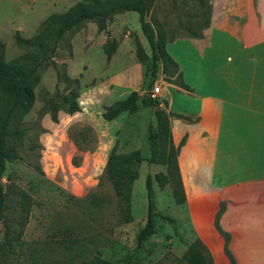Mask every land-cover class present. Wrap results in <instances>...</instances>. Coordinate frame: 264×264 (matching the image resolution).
<instances>
[{"label": "rangeland", "instance_id": "rangeland-1", "mask_svg": "<svg viewBox=\"0 0 264 264\" xmlns=\"http://www.w3.org/2000/svg\"><path fill=\"white\" fill-rule=\"evenodd\" d=\"M80 1L0 0V40L6 60L25 53L16 45L17 33L33 37L50 15L66 12ZM197 4L198 0H155L148 21L168 39L174 33L185 34L187 20L195 18L203 26L208 18L209 0L200 9L193 7ZM130 14L116 16L104 32L95 22L85 23L60 43L54 61L63 76L67 73L69 80H80L81 112L71 115L64 110L60 102L74 87L66 80L59 83L57 70L47 65L39 71L33 109L12 125L11 132L20 130L23 134L12 136L8 143L22 158L7 164L2 180L7 200L0 213V245L7 230L16 236L25 197L34 204L22 245L15 248L6 264H86L95 257L118 264H187L184 255L194 238L179 219L171 184L161 189L155 181L157 233L137 249L138 232L147 221V176L167 173L165 166L147 161L151 155L150 129L157 126V107L141 105L137 113H123L112 122L103 118L104 107L130 94L136 80L141 96L149 95L152 64L143 67L136 57L131 33L142 34V29L139 14ZM111 39L122 46L120 55L108 60L105 50ZM145 49L151 56L148 42ZM121 66H128L131 75H122ZM133 68L138 71L133 73ZM122 77L132 81L126 88L118 86ZM162 79L166 76L160 70L154 87H162ZM50 105L58 107V121L52 119ZM117 139L119 153L138 151L146 159L137 166L140 177L134 186L129 223L121 220L117 194L104 176ZM164 217L175 219L179 235Z\"/></svg>", "mask_w": 264, "mask_h": 264}, {"label": "crops", "instance_id": "crops-1", "mask_svg": "<svg viewBox=\"0 0 264 264\" xmlns=\"http://www.w3.org/2000/svg\"><path fill=\"white\" fill-rule=\"evenodd\" d=\"M210 4L209 27L192 18L185 34L170 36L167 51L178 70L170 82L162 79L159 99L179 147L186 194L179 219L213 264H232L223 233L236 264H264V0ZM130 13L136 12L123 14ZM120 68L131 75L128 66ZM130 82L122 77L118 86Z\"/></svg>", "mask_w": 264, "mask_h": 264}, {"label": "trees", "instance_id": "trees-1", "mask_svg": "<svg viewBox=\"0 0 264 264\" xmlns=\"http://www.w3.org/2000/svg\"><path fill=\"white\" fill-rule=\"evenodd\" d=\"M154 2L155 0H82L66 12L50 15L33 37L24 38L20 33H17L16 45L19 49L25 50V53L11 61L6 60L5 45L0 40V213L4 210L7 200L2 182L6 166L8 163L22 158L16 148L8 143L9 138L12 136L23 134L20 130L11 132L12 125L21 122L33 109L34 102H36L35 90L39 83L40 69L47 65L54 66L57 70L58 82L61 83L66 80L69 86L74 87L70 94L65 95L61 100L62 107L71 115L81 112V106L78 104L80 80H69L67 73H64V76L61 74L58 65L54 61L57 49L71 30L85 23L95 22L99 31L104 32L117 15L127 12L139 14L142 33L151 48L152 55L150 56L145 51L146 49L139 36L131 33L132 37L135 38L134 52L140 64L143 67L148 65L149 62L152 64L149 70L150 75L147 73L151 79L147 86L149 95L142 97L139 91H132L125 98L114 102L112 105L105 106L103 118L108 122H112L122 116L123 113H137L141 105L157 107L155 112L157 126L150 129L148 142L151 155L147 161L150 164L167 168V173H157L154 176L148 174L147 176V221L145 226L138 232L137 249H141L144 243L157 233L156 217L158 216V210L156 209L155 181L161 189L171 184L176 204L178 206L185 204L186 194L177 158L179 147H176L173 143L169 115L166 110L158 109L161 106L160 100L153 99L151 96L160 70L166 76L165 80L167 82H170V76H174L178 70V64L166 51L169 44L166 33L157 31L153 23L148 21ZM211 14L212 5L209 0L206 10L208 18L203 25L204 28L209 27ZM117 48V40L111 39V41H108V47L105 50L108 60L117 52ZM50 111L52 119L58 121V107L50 105ZM118 134L119 132L117 136ZM118 141L117 139L110 155H108L104 176L111 181L117 194L119 200L117 208L121 220L124 223H129L132 219L131 208L134 186L140 177L137 166L146 159L141 157L138 151L124 155L119 153ZM24 202L23 215L18 221L19 229L16 231V236H13L11 231L7 230L5 240L0 245V264H6L10 256L14 254L15 248L22 245L23 231L28 223L31 207L34 204L28 196L25 197ZM94 204L99 206L100 202L95 200ZM164 219L175 225V235H179L175 219L170 217H164ZM1 233L2 230L0 229ZM223 235L226 239V253L231 259L230 262L236 264L229 250L230 235L227 233H223ZM184 260L187 264H213L211 255L200 239H195L189 244ZM86 264L118 263L95 257Z\"/></svg>", "mask_w": 264, "mask_h": 264}, {"label": "built area", "instance_id": "built-area-1", "mask_svg": "<svg viewBox=\"0 0 264 264\" xmlns=\"http://www.w3.org/2000/svg\"><path fill=\"white\" fill-rule=\"evenodd\" d=\"M161 94H162V87L161 86H156V87L153 88L151 96H152L153 99L159 100L160 97H161Z\"/></svg>", "mask_w": 264, "mask_h": 264}]
</instances>
